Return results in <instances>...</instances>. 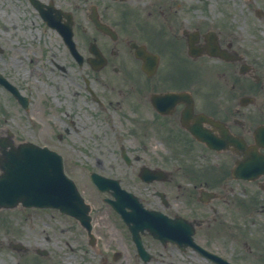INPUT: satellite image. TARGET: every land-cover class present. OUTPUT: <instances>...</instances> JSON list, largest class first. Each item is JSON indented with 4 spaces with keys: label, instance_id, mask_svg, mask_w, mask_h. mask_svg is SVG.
<instances>
[{
    "label": "flooded vegetation",
    "instance_id": "obj_1",
    "mask_svg": "<svg viewBox=\"0 0 264 264\" xmlns=\"http://www.w3.org/2000/svg\"><path fill=\"white\" fill-rule=\"evenodd\" d=\"M79 1L32 0L42 32L58 35L56 70L78 75L46 104L90 216L57 214L63 261L264 264L263 63L174 0ZM41 11L65 26L71 13L78 56Z\"/></svg>",
    "mask_w": 264,
    "mask_h": 264
},
{
    "label": "rangeland",
    "instance_id": "obj_2",
    "mask_svg": "<svg viewBox=\"0 0 264 264\" xmlns=\"http://www.w3.org/2000/svg\"><path fill=\"white\" fill-rule=\"evenodd\" d=\"M69 1L74 0L64 4L70 7ZM176 2L181 4L176 7L179 14L233 37L236 47L244 48L251 58L258 57L264 65V0L172 1ZM258 7L263 11L261 16L255 13ZM42 28L28 0H0V71L30 100V110L24 112L0 85V130L9 127L18 141L30 140L57 148L61 142L54 134L60 125H54L53 116L59 112L46 104L53 100L57 87L75 88L78 75L70 71L64 75L56 70L54 60L66 62L57 56L60 41L55 33L42 32ZM71 166L68 161L66 172L79 180L83 172ZM57 214L52 209L35 210L20 205L0 209V264H66L60 241L61 217ZM51 223L56 224L54 230ZM47 235L49 239L45 240ZM11 241L23 243L28 251L12 248ZM38 243L52 249V256L34 257L32 246Z\"/></svg>",
    "mask_w": 264,
    "mask_h": 264
},
{
    "label": "water",
    "instance_id": "obj_3",
    "mask_svg": "<svg viewBox=\"0 0 264 264\" xmlns=\"http://www.w3.org/2000/svg\"><path fill=\"white\" fill-rule=\"evenodd\" d=\"M0 149V206L11 207L21 202L25 206H52L82 215L79 194L64 174L56 154L31 142L14 145L9 138L0 140Z\"/></svg>",
    "mask_w": 264,
    "mask_h": 264
}]
</instances>
